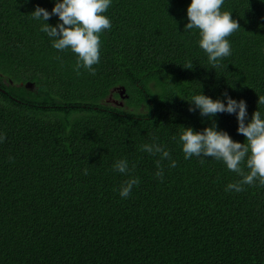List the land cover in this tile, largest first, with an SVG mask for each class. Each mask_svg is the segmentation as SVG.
Wrapping results in <instances>:
<instances>
[{"label": "trees", "instance_id": "obj_1", "mask_svg": "<svg viewBox=\"0 0 264 264\" xmlns=\"http://www.w3.org/2000/svg\"><path fill=\"white\" fill-rule=\"evenodd\" d=\"M56 2L0 0V264H264V187L225 191L240 177L186 160L179 143L183 127L212 126L188 111L194 95L226 106L227 93L246 102V123L264 119V0H225L240 30L217 69L184 31L191 0H112L94 76L31 18ZM214 120L245 142L235 114ZM153 137L176 162L162 180L159 156L140 150ZM125 158L140 183L122 199L129 177L112 169Z\"/></svg>", "mask_w": 264, "mask_h": 264}, {"label": "clouds", "instance_id": "obj_2", "mask_svg": "<svg viewBox=\"0 0 264 264\" xmlns=\"http://www.w3.org/2000/svg\"><path fill=\"white\" fill-rule=\"evenodd\" d=\"M225 0H191L187 8L188 23L184 31H198L199 48L208 58L212 69L221 67V61L232 54L229 37L240 30L237 20L232 18V13L221 11ZM112 5V0H57L51 13L37 6L30 14L35 21H43L40 31L45 33L52 41V47L60 52L70 50L76 56L74 71L80 75V69L96 74L95 65L100 62L101 34L110 31L111 20L105 15ZM53 16L59 18V23L51 26L46 23ZM191 70L192 62L189 61L183 67ZM227 105L219 99L213 100L203 94L194 95L189 102L188 111L199 110L201 117H209L212 126L202 132H195L191 127L184 128L179 136V143L186 160L192 157L214 158L222 161L230 172L235 173L239 180L229 183L225 191L234 190L239 193L245 190V186L264 187V119L260 111L252 114L248 119L247 105L244 100L239 102L223 94ZM258 104L264 105V96L258 97ZM235 114L238 134L245 137L244 143L234 142L227 132L217 131L214 120L216 114ZM6 137L0 135V143ZM175 140L176 137H173ZM143 144L140 150L153 156H159L156 160L157 171L155 176L162 180L163 161L169 160V167L175 168L176 162L171 160L170 152L159 143ZM12 160V157H9ZM135 165L131 168L127 159H120L113 165V171L129 178L124 181L119 190L122 199H127L134 187L139 186V177L132 175ZM247 169V171H245ZM88 174V169L83 170Z\"/></svg>", "mask_w": 264, "mask_h": 264}, {"label": "water", "instance_id": "obj_3", "mask_svg": "<svg viewBox=\"0 0 264 264\" xmlns=\"http://www.w3.org/2000/svg\"><path fill=\"white\" fill-rule=\"evenodd\" d=\"M25 86H26V87H30L28 83H27ZM123 93H124V89L122 88V90H120V92H119V95H120V97H122V98H124V97H123ZM125 97H126V96H125Z\"/></svg>", "mask_w": 264, "mask_h": 264}, {"label": "rangeland", "instance_id": "obj_4", "mask_svg": "<svg viewBox=\"0 0 264 264\" xmlns=\"http://www.w3.org/2000/svg\"><path fill=\"white\" fill-rule=\"evenodd\" d=\"M110 102H111V100H109ZM119 101H121V100H119ZM113 103V102H112Z\"/></svg>", "mask_w": 264, "mask_h": 264}]
</instances>
